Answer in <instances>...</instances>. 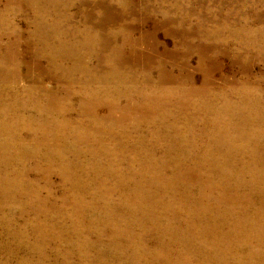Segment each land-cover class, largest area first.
<instances>
[{"label": "rangeland", "instance_id": "374dc122", "mask_svg": "<svg viewBox=\"0 0 264 264\" xmlns=\"http://www.w3.org/2000/svg\"><path fill=\"white\" fill-rule=\"evenodd\" d=\"M263 203L264 0H0V264H264Z\"/></svg>", "mask_w": 264, "mask_h": 264}, {"label": "bare ground", "instance_id": "6f19581e", "mask_svg": "<svg viewBox=\"0 0 264 264\" xmlns=\"http://www.w3.org/2000/svg\"><path fill=\"white\" fill-rule=\"evenodd\" d=\"M3 1V0H2ZM26 1V0H25ZM12 2V1H11ZM14 2V1H13ZM22 2V1H21ZM160 2V1H159ZM23 3V2H22ZM21 3V4H22ZM128 3V2H127ZM2 4V3H1ZM155 4V3H154ZM22 5H24V4H22ZM128 5V4H127ZM132 6V5H131ZM22 7V6H21ZM147 9V8H146ZM71 10V9H70ZM74 10H75V8H74ZM88 10V9H87ZM127 10V9H126ZM23 11V10H22ZM124 11V10H123ZM28 12H30V11H28ZM75 12V11H74ZM201 14H203V13H201ZM143 16V15H142ZM206 16V15H205ZM141 17V16H140ZM146 17V16H145ZM174 17V16H173ZM153 18V17H152ZM66 19H67V17H66ZM120 19V18H119ZM146 19V18H145ZM166 19V18H165ZM204 19V18H203ZM117 20V19H116ZM147 22V21H146ZM151 22H152V20H151ZM157 22V21H156ZM138 23H140V22H138ZM174 23V22H173ZM87 24V23H86ZM128 24V23H127ZM126 24V25H127ZM152 24V23H151ZM158 24V23H157ZM73 25V24H72ZM183 25V24H182ZM95 26V25H94ZM171 26V25H170ZM137 27V26H136ZM154 27H156V26H154ZM175 27V26H174ZM100 28V27H99ZM172 28V27H171ZM159 29V28H158ZM93 30V29H92ZM98 30V29H97ZM114 30V29H113ZM154 30V29H153ZM175 30V29H174ZM192 30V29H191ZM68 31H69V29H68ZM111 31V30H110ZM109 31V32H110ZM150 31V30H149ZM152 31V30H151ZM164 31V30H163ZM163 31H162V33H163ZM173 31V30H172ZM171 31V32H172ZM101 32V31H100ZM111 32H113V31H111ZM131 32V31H130ZM133 32H135L134 30H133ZM165 32V31H164ZM42 33V32H41ZM70 33V32H69ZM94 33V32H93ZM99 33V32H98ZM151 33V32H150ZM153 33V32H152ZM155 33V32H154ZM20 34V33H19ZM134 34V33H133ZM133 34H132V36H133ZM164 34V33H163ZM243 34V33H242ZM85 35V34H84ZM140 35V34H139ZM145 35V34H144ZM169 35V34H168ZM10 36V35H9ZM131 36V37H132ZM149 36H150V34H149ZM153 36V35H152ZM188 36V35H187ZM11 37V36H10ZM83 37V36H82ZM5 38V37H4ZM3 38V39H4ZM105 40H106V38L105 37H103ZM112 38V37H111ZM133 38V37H132ZM141 38V37H140ZM143 38H145V37H143ZM174 38V37H173ZM31 39V38H30ZM146 39V38H145ZM151 39V38H150ZM184 39V38H183ZM130 40V39H129ZM138 40H139V38H138ZM152 40V39H151ZM153 40H154V38H153ZM189 40V39H188ZM1 41H3V40H1ZM142 41V40H141ZM231 41V40H230ZM55 42H56V40H55ZM150 42V41H149ZM180 42V41H179ZM187 42V41H186ZM195 42V41H194ZM197 42V41H196ZM240 42V41H239ZM155 43V42H154ZM158 43V42H157ZM177 43V42H176ZM190 43H191V41H190ZM129 44V43H128ZM136 44V43H135ZM146 44V43H145ZM199 44V43H198ZM211 44H213V43H211ZM150 45V44H149ZM161 45H163V44H161ZM176 45H178V44H176ZM189 45V44H188ZM208 45V44H207ZM102 46V45H101ZM125 46H127V45H125ZM151 46V45H150ZM158 46V45H157ZM180 46V45H179ZM183 46V45H182ZM186 46V45H185ZM193 46V45H192ZM203 46V45H202ZM205 46V45H204ZM107 47V46H106ZM153 47V46H152ZM163 47V46H162ZM161 47V48H162ZM174 47H176L175 45H174ZM190 47V46H189ZM198 47V46H197ZM206 47V46H205ZM227 47V46H226ZM128 48V47H127ZM147 48V47H146ZM209 48V47H208ZM8 49V48H7ZM122 49V48H121ZM158 49V48H157ZM187 49V48H186ZM189 49H191V48H189ZM196 49V48H195ZM194 49V50H195ZM202 49V48H201ZM211 50H212V48H210ZM175 50V49H174ZM179 50V49H178ZM152 51V50H151ZM197 51V50H196ZM13 52V51H12ZM164 52V51H163ZM166 52H167V50H166ZM185 52V51H184ZM205 52V51H204ZM150 53H152V52H150ZM156 53V52H155ZM154 53V54H155ZM183 53V52H182ZM6 54V53H5ZM8 54V53H7ZM6 54V55H7ZM188 54H189V52H188ZM192 54V53H191ZM214 54V53H213ZM226 54V53H225ZM150 55V54H149ZM201 55V54H200ZM223 55H224V53H223ZM255 55V54H254ZM142 56V55H141ZM174 56H175V54H174ZM173 56V57H174ZM215 56V55H214ZM6 57V56H5ZM149 57V56H148ZM151 57H152V55H151ZM198 57H199V55H198ZM207 56H205V58H206ZM213 57V56H212ZM216 57H218V56H216ZM215 57V58H216ZM210 58V57H209ZM5 59V58H4ZM152 58H150V60H151ZM200 59H202V57L200 58ZM153 60V59H152ZM240 60V59H239ZM13 61V60H12ZM214 61V60H213ZM115 62V61H114ZM171 62V61H170ZM207 62H208V60H207ZM241 62V61H240ZM50 63V62H49ZM186 63V62H185ZM215 63V62H214ZM218 63V62H217ZM14 64V63H13ZM170 64V63H169ZM176 64V63H175ZM77 65V64H76ZM75 65V66H76ZM162 65H164V62H163V64ZM177 65V64H176ZM188 65V64H187ZM203 65H204V63H203ZM238 65V64H237ZM183 67L185 66L184 64L182 65ZM216 66H217V64H216ZM181 67V66H180ZM179 67V68H180ZM188 67V66H187ZM186 67V68H187ZM211 67V66H210ZM212 67H213V64H212ZM75 68V67H74ZM73 68V69H74ZM189 68V67H188ZM219 68V67H218ZM3 69V68H2ZM7 69V68H6ZM12 69V68H11ZM182 69V68H181ZM215 69V68H214ZM220 70V69H219ZM32 71V70H31ZM37 71V70H36ZM209 71V70H208ZM211 71H212V69H211ZM216 71V70H215ZM204 72V71H203ZM206 73V72H205ZM208 73V72H207ZM34 74V73H33ZM33 74H32V76H33ZM212 74V73H211ZM209 75V74H208ZM213 76V75H212ZM206 77V76H205ZM204 77V78H205ZM227 77V76H226ZM185 78V77H184ZM203 78V79H204ZM234 78V77H233ZM192 79V78H191ZM221 79V78H220ZM176 80V79H175ZM189 80V79H188ZM212 80V79H211ZM236 80V79H235ZM257 80V79H256ZM184 81V80H183ZM204 81V80H203ZM258 81V80H257ZM211 82V81H210ZM227 82V81H226ZM247 82V81H246ZM253 82V81H252ZM202 83V82H201ZM206 83V82H205ZM228 83V82H227ZM233 83V82H232ZM238 83V82H237ZM242 83V82H241ZM260 83V82H259ZM247 85V84H246ZM251 85V84H250ZM203 86V85H202ZM206 86V85H205ZM210 86V85H209ZM242 87H243V85H242ZM199 88V87H198ZM204 88V87H203ZM254 89V88H253ZM194 91V90H193ZM188 93H189V91H188ZM196 93H197V91H196ZM193 94V93H192ZM194 95H195V93H194ZM252 100V99H251ZM84 102V101H83ZM252 109V108H251ZM229 134V133H228ZM227 134V135H228ZM231 135V134H230ZM226 136V135H225ZM227 138V137H226ZM225 138V139H226ZM254 144H257L255 141H253V140H251ZM115 143V142H114ZM236 143V142H235ZM221 144V143H220ZM238 144V143H237ZM210 147V146H209ZM218 148V147H217ZM223 149V148H222ZM197 156H199V155H197ZM209 158V157H208ZM197 159V158H196ZM201 160V159H200ZM200 163V162H199ZM256 163H258V162H256ZM198 167V166H197ZM179 170V169H178ZM177 171V170H176ZM212 176V175H211ZM230 176V175H229ZM208 177V176H207ZM201 178V177H200ZM243 181V180H242ZM196 182V181H195ZM199 182H201V181H199ZM198 183V182H197ZM253 183V182H252ZM206 186H204V189H206L205 188ZM243 187V186H242ZM247 191V190H246ZM189 198V197H188ZM200 198V197H199ZM241 198H243V197H241ZM247 201V200H246ZM261 201H263V200H261ZM249 202V201H248ZM197 203V202H196ZM202 203H203V201H202ZM264 204V203H263ZM196 205V204H195ZM207 205V204H206ZM202 207V206H201ZM172 209V208H171ZM173 210V209H172ZM260 221V220H259ZM160 228V227H159ZM157 255H158V253H157ZM213 255H215V254H213ZM161 256V255H160ZM195 256V255H194ZM180 257V256H179ZM157 259V258H156ZM164 259V258H163ZM162 259V260H163ZM165 260V259H164ZM181 262V261H180ZM183 263H185V264H188L189 262H188V260L186 259V258H183V261H182ZM219 262V261H218Z\"/></svg>", "mask_w": 264, "mask_h": 264}]
</instances>
